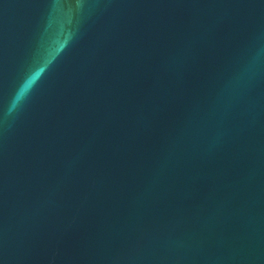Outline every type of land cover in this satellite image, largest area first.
Segmentation results:
<instances>
[{"label":"water","instance_id":"1","mask_svg":"<svg viewBox=\"0 0 264 264\" xmlns=\"http://www.w3.org/2000/svg\"><path fill=\"white\" fill-rule=\"evenodd\" d=\"M0 264H264V0H0Z\"/></svg>","mask_w":264,"mask_h":264},{"label":"clouds","instance_id":"2","mask_svg":"<svg viewBox=\"0 0 264 264\" xmlns=\"http://www.w3.org/2000/svg\"><path fill=\"white\" fill-rule=\"evenodd\" d=\"M33 71H34V69H31V70H29V71L27 72V74L25 75L23 81L21 82L20 87H22L23 84H24L26 81H28V80H30V79L32 78V73H33Z\"/></svg>","mask_w":264,"mask_h":264}]
</instances>
